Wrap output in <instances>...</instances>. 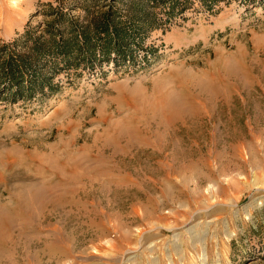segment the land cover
<instances>
[{
	"label": "rangeland",
	"instance_id": "rangeland-1",
	"mask_svg": "<svg viewBox=\"0 0 264 264\" xmlns=\"http://www.w3.org/2000/svg\"><path fill=\"white\" fill-rule=\"evenodd\" d=\"M36 3L0 0V37ZM146 43L0 104V264H264V0L194 5Z\"/></svg>",
	"mask_w": 264,
	"mask_h": 264
},
{
	"label": "trees",
	"instance_id": "trees-1",
	"mask_svg": "<svg viewBox=\"0 0 264 264\" xmlns=\"http://www.w3.org/2000/svg\"><path fill=\"white\" fill-rule=\"evenodd\" d=\"M229 0H37L33 16L10 39L0 37V104L59 93L105 65L149 60L151 32L197 5L214 13ZM255 3L256 0H239Z\"/></svg>",
	"mask_w": 264,
	"mask_h": 264
},
{
	"label": "bare ground",
	"instance_id": "bare-ground-1",
	"mask_svg": "<svg viewBox=\"0 0 264 264\" xmlns=\"http://www.w3.org/2000/svg\"><path fill=\"white\" fill-rule=\"evenodd\" d=\"M157 101V100H156ZM167 101H168V99H161V103H163V104H166L167 103ZM159 105V104H158ZM165 106V105H164ZM157 107V106H156ZM155 107V108H156ZM171 118V119H170ZM178 118V117H177ZM173 119V120H172ZM177 121L174 119V116L172 117H169V119H168V121H166V125H165V123H164V125L166 126V128L168 129L169 127H171V126H173V125H175V123H176ZM193 125V124H192ZM195 126V125H194ZM191 127V126H190ZM192 129V128H191ZM135 130V129H134ZM125 131V130H124ZM129 132V131H128ZM122 132H120V134H121ZM132 143V142H131ZM2 217H4V216H2ZM6 218H8L7 216H6ZM7 220V219H6ZM11 222V221H10ZM2 225V224H1ZM1 225H0V229L3 227V225H2V227H1ZM1 245V244H0ZM201 258H202V260L204 261L205 259H206V256L204 255V253H202V255L200 256Z\"/></svg>",
	"mask_w": 264,
	"mask_h": 264
},
{
	"label": "crops",
	"instance_id": "crops-1",
	"mask_svg": "<svg viewBox=\"0 0 264 264\" xmlns=\"http://www.w3.org/2000/svg\"><path fill=\"white\" fill-rule=\"evenodd\" d=\"M133 184H136L135 182H132ZM129 184H131V183H129Z\"/></svg>",
	"mask_w": 264,
	"mask_h": 264
}]
</instances>
